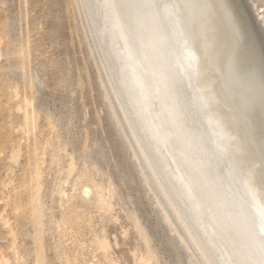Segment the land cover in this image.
I'll return each mask as SVG.
<instances>
[{"label":"rangeland","instance_id":"374dc122","mask_svg":"<svg viewBox=\"0 0 264 264\" xmlns=\"http://www.w3.org/2000/svg\"><path fill=\"white\" fill-rule=\"evenodd\" d=\"M175 1L161 10L153 2L158 38L173 54L160 78L194 150L177 148L183 163L163 149L174 176L162 168L190 193L188 212L154 178L159 171L168 187L131 95L121 91L116 46L101 40L106 26L94 0H0V264H264L249 248L257 252L264 241L263 148L244 130L241 101L230 100L218 73L231 55L219 13L213 1L198 0L202 17L196 0H185L179 21L187 47L178 48ZM114 2L129 25V6ZM157 105L150 102V114Z\"/></svg>","mask_w":264,"mask_h":264},{"label":"water","instance_id":"95a60500","mask_svg":"<svg viewBox=\"0 0 264 264\" xmlns=\"http://www.w3.org/2000/svg\"><path fill=\"white\" fill-rule=\"evenodd\" d=\"M215 1L217 6L220 7L221 11L224 12L225 16L228 18V22L225 18L224 19L225 23H228L227 26H229L228 28L233 40V44H231L232 51L229 57L231 71L236 75V68L241 75L238 77L235 76L237 80L239 79L238 85H242L245 92L247 91L250 102L249 105L252 107L251 110L257 111L256 115L262 120L260 121L262 123L260 127H262L264 125V65L251 56L247 48L245 50L242 42L243 34L237 25V21L232 13L229 14V16L227 15L229 7L226 0ZM122 2L125 3V6H129L131 15L130 20L128 18L129 25L123 22L125 15L116 7L114 0H103V5L106 6L107 16L109 17L108 26L111 39L114 42L119 40L122 43L119 49H116V52L124 60L125 86L130 87V89L132 88L131 90L136 94L135 96H139L140 98L134 101L138 113H142L144 117L150 116L149 121H147V119L143 121L145 133L155 139L160 149L169 148L170 152L179 156V161L187 163L183 161L181 157L182 154H179L177 148L182 149V147L186 148L189 146L191 150H194V142L190 138H186L182 130L179 129L181 128L182 114H180V116L178 112L173 111L171 105L168 104L169 100L166 99L168 92H166V88L163 86L166 84V78H160V76L163 75V77H166L165 72L167 70L168 60L160 48L162 44L164 45V41L158 38V25L156 14L152 7L153 4L150 0H122ZM257 10L259 12L262 11V9L259 8ZM258 11H256V13ZM243 13L248 21L250 19L252 20V22H247L248 25H251L253 23L251 13L248 12V14L245 11H243ZM248 32L253 35L249 33L254 39L253 47L256 48L257 45L260 46L261 49H259L264 57V39L260 31L254 26L250 28ZM130 34L132 40H129ZM176 57L178 58L179 55L175 56V58ZM242 82H244L245 85H243ZM160 99H162L161 104ZM154 100L158 104V109L155 113L153 112L150 114L149 105L150 102ZM262 145H264L263 141ZM196 147L199 148L198 151H200L201 144L198 143ZM260 148H263V146H260ZM215 158L216 161L219 159L218 156ZM191 166H193V164ZM197 172L199 176H202L199 174V171ZM180 181L177 180L178 183H182V181ZM207 193L209 196L211 195L214 200H216V197L218 198V193L215 190L213 191V189L208 188ZM187 195L189 196L190 193L186 194V192L183 191L182 196L185 199L189 198ZM249 248L252 250L251 245H249ZM258 249V255H264L262 249L260 247H258ZM252 263L255 264L254 262Z\"/></svg>","mask_w":264,"mask_h":264},{"label":"bare ground","instance_id":"6f19581e","mask_svg":"<svg viewBox=\"0 0 264 264\" xmlns=\"http://www.w3.org/2000/svg\"><path fill=\"white\" fill-rule=\"evenodd\" d=\"M171 1V0H170ZM169 0H155V2H154V0H153V2H154V5L156 6L157 5V3H158V5H159V9L161 10V9H163V7H164V5L166 4V3H168V2H170ZM177 1V2H176ZM175 2H176V4H175V6L173 5V6H169L170 8H169V11H170V13H171V15L173 16L172 18H173V20L175 19V20H177L178 22H179V24L180 25H178L179 27H180V29L178 28V26L176 27V30H178L177 31V33H176V35H177V38H176V40H175V42H174V45H175V47H182V42H183V40L185 41L186 40V38H185V33L183 32V27L181 26V23H180V21H179V18H180V16L182 15V16H184V18H185V15H186V13H185V7H186V3H185V0H176ZM190 1V0H189ZM194 1V0H193ZM197 1L198 0H196V1H194V2H192V4H194L195 6L196 5H198V9H199V13H200V16L202 15L201 14V10H200V3H197ZM210 3H211V1H213L214 2V4H215V8H216V12L217 13H219V15H218V17H219V20H220V24H222L223 25V32L221 33V36L223 37L222 39L224 40V43H226L227 44V46H228V48H229V50H231L232 51V45L231 44H233V40H232V36H231V34H230V30H229V26H227V24L225 23V19L227 20V22H228V18L225 16V14H224V12H222L221 11V9H220V7L219 6H217V4H216V1L215 0H208ZM94 2H95V4H94V6H96V8H97V10H96V12H97V17H98V15H99V18H100V23H101V21L104 23V26H106V28L104 29L105 31V34H104V32L102 31V32H99L100 33V35H101V40L103 39V41L108 45L107 46V48H111V46L112 47H114V46H116V49H119V47L121 46V42L118 40L117 42H114L112 39H111V36H110V34H109V26H107V25H109V17L106 15V13H107V8H106V6L105 5H103V0H94ZM116 2V1H115ZM153 2H152V4H153ZM187 3H188V1H186ZM200 2V1H199ZM205 2V1H204ZM226 2H227V5H228V7H229V9H228V7H227V12H228V16H229V14H231L232 13V15L234 16V18H235V20L237 21V25H238V27H239V29L241 30V32H242V34H243V44H244V48H245V50H246V48L248 49V51H249V54L251 55V56H253L255 59H257L262 65H264V57H263V54H262V52L260 51V46H256V44H255V46H256V48H257V50H256V48L255 47H253V41H254V39H253V35H252V33H250V32H248V30H250V28H252V27H254V26H256V28L260 31V33H261V35H262V38L264 39V0H226ZM191 3V2H190ZM207 3V2H206ZM208 4V3H207ZM168 5H170V3L168 4ZM205 5V4H204ZM226 5V4H225ZM166 6V5H165ZM191 6L192 5H190L189 4V13H188V21H190V22H192V17H193V12H192V10H194V8H193V6H192V8L193 9H191ZM153 7V6H152ZM158 7V6H157ZM156 7V8H157ZM95 7H94V9H96ZM106 8V9H105ZM206 8H207V6H206ZM262 9V11H258L257 9ZM153 9H155V7H153ZM187 9V8H186ZM202 9V8H201ZM209 9H210V7H209ZM208 9V10H209ZM203 10V9H202ZM187 11V10H186ZM187 11V12H188ZM198 11V10H197ZM211 11V10H210ZM231 11V12H230ZM243 11H245V12H249V13H251V16H252V19H253V23L250 25V27H249V25H248V23L247 22H252V20L250 19L249 21L246 19V17H245V15H244V13H243ZM256 11H258L257 13H256ZM192 12V13H191ZM164 13V12H163ZM203 13V12H202ZM248 13V14H249ZM209 14V13H208ZM210 14H211V12H210ZM209 14V16H211ZM221 14H222V16H221ZM205 16H207V14H205ZM163 17H165V14H163ZM166 17H168V16H166ZM202 17H204L203 15H202ZM231 17V16H230ZM229 17V18H230ZM198 18H200V17H198ZM208 18V17H207ZM212 18V17H211ZM211 18H208V19H211ZM225 18V19H224ZM160 17H159V23H160ZM186 19V18H185ZM156 20H157V18H156ZM212 20V19H211ZM210 20V21H211ZM202 21V20H201ZM158 22V21H157ZM205 22V21H204ZM212 22H210V24H211ZM213 24V23H212ZM191 25H193V24H191ZM173 26V25H172ZM195 26V25H194ZM197 26V25H196ZM213 26V25H212ZM252 26V27H251ZM178 28V29H177ZM190 28H193L192 26L190 27ZM198 28V27H197ZM107 29V30H106ZM181 29H182V31H181ZM194 29H195V27H194ZM194 29H192V30H194ZM199 29H201V28H199ZM191 30V31H192ZM201 31V30H200ZM231 33H232V31H231ZM252 35H250V34ZM162 33H160L159 32V35H160V37L162 36L161 35ZM196 34V33H195ZM199 34V33H198ZM198 34H196V35H198ZM103 36H104V38H103ZM200 36L202 37V39H203V37H205L206 35H204V34H202L201 35V33H200ZM209 36V35H208ZM249 36V37H248ZM100 37V36H99ZM213 37V36H212ZM251 37V38H250ZM206 38V37H205ZM214 38V37H213ZM108 39V40H107ZM183 39V40H182ZM200 39V38H199ZM210 39V38H209ZM211 40V39H210ZM112 41V42H111ZM164 41V45L162 44V47H161V49H162V52H163V54H165L166 55V58H167V60H168V65H167V68H169V69H171V66H172V68H173V64H172V61L171 60H173L172 59V55L173 54H171V53H167L166 52V50H165V48L168 46V41L166 42L165 40H163ZM182 41V42H181ZM203 41V40H202ZM208 42V41H207ZM212 42V41H211ZM113 43H114V45H113ZM184 43V42H183ZM206 43V42H205ZM204 43V44H205ZM212 43H214V42H212ZM206 44H208V43H206ZM184 45H186V47H187V44L186 43H184ZM211 45V44H210ZM216 45V44H215ZM218 45V44H217ZM226 46V45H225ZM185 47V46H184ZM239 47H240V44H239ZM228 48H226V51L228 50ZM260 48V49H259ZM231 51H230V54H231ZM258 51H259V53H258ZM111 52H112V55L111 56H113V59H114V61L117 63V65H118V71H119V73L120 72H122L123 73V75H124V78H125V72H124V62H123V58L121 57V56H119V55H117L116 53L117 52H114L113 51V48H112V50H111ZM214 55V54H213ZM212 55V56H213ZM229 55V54H228ZM176 56H178V54L176 55ZM218 56H219V54H218ZM229 57H230V55H229ZM111 58V57H110ZM112 59V58H111ZM178 59V58H177ZM179 59H180V55H179ZM211 59V58H210ZM181 60V59H180ZM213 60V59H212ZM211 60V61H212ZM217 62V61H216ZM212 65H214L213 63H212ZM216 65H218V64H216ZM215 67H217V66H215ZM226 67V70L223 68V67H221V69L219 70V72L218 73H220L221 75H219L220 76V79H221V81H223L222 82V84H223V86H225L224 87V89H225V92L227 93V95L228 96H230L232 99H230L231 101L233 100V102L235 103V104H237V106H240L239 105V103L237 102V101H241V106H243V112H241V113H237V117H238V119L240 120V122L242 123V125H243V128H244V130H246V133L247 132H251V133H253L254 134V137L259 141V144H258V146H263V155H264V145H262V141H263V144H264V125L262 126V127H260V124H262L260 121H262L261 119H259L258 117H257V115H256V113H257V111H254V110H251V108L252 107H250V102H249V98H248V93H247V91L245 92V89L243 88V86L242 85H238V80H237V78L236 77H238V76H241L240 74H239V72L237 71V69L235 68V74L236 75H234V73L231 71V67L229 66V64H228V66H225ZM122 69V70H121ZM121 70V71H120ZM173 72V70L171 71V73ZM224 72L227 74V78H226V76H225V74H224ZM233 73V74H232ZM216 74V73H215ZM122 76V75H121ZM236 76V77H235ZM191 76H189V78H190ZM193 77V76H192ZM122 78H123V76H122ZM122 79V85H123V88H122V86H120V88L122 89H120L123 93H125L124 92V90H126V91H128V93H130V95H131V98H132V102H133V104L131 103H129V108H130V110L134 113V109L136 110V112L138 113V111H137V108L135 107V99H137L138 100V97L137 96H135L134 95V92L130 89V87H127V86H125V83H124V80H126V79ZM188 78V79H189ZM219 79V80H220ZM120 83H121V81L119 82V85H120ZM221 84V85H222ZM242 84L243 85H245L244 84V82H242ZM222 87V86H221ZM121 92V93H122ZM124 96V95H123ZM127 96V95H126ZM135 97H137V98H135ZM140 99V98H139ZM229 100V99H228ZM229 104H230V102H229ZM239 108V107H238ZM249 108H250V110H249ZM236 111V110H235ZM137 115H139L138 117H136L135 118V120H136V125L138 126V127H140L141 129V131H140V133H141V136L143 137V140H144V143L146 144H149V146L150 147H148V150L151 152L150 154H151V156H153V157H155V160H157L156 162H157V165H158V167L160 166V168H161V171H162V176H163V179H164V181H165V183L167 184V188H166V186H165V184H164V182H163V180H162V178H161V176H160V174H159V171H155L154 172V174H155V176H154V178H155V180L157 181V183H158V185H159V187L162 189V191L164 192V194H165V196H166V198L171 202V203H173V204H175L176 206H178L179 208L181 207V209L184 211V212H188L187 210H189V208H187V206L185 205V203L187 204L188 202V199L186 198V201L184 200V197L182 196V194H183V191H181V187H183V186H181V187H179V185H177V183H175L176 182V180H175V178H173V177H171L170 175H166L167 173L166 172H164L163 171V168H162V164L165 166V169L168 171V173H172L173 174V170H174V168H173V170L172 169H170L169 168V164H168V160H166L164 157H168V156H166L167 154L165 153L166 151H163V149H160V147L157 145V142L155 141V139L153 138V137H151V136H149L148 134H146L145 133V130H144V124H143V121H144V119H146V117L144 118V116L142 115V113L141 114H137ZM147 121H149V120H147ZM246 126V127H245ZM140 139V138H139ZM254 140V139H253ZM258 149V148H257ZM140 150H141V153L143 154V156L145 157V160H146V162H147V164H149V167L152 165V160H151V157H149V155H148V153H147V151H146V149H145V147L143 146V143H142V141H141V139H140ZM164 153H165V156H164ZM164 156V157H163ZM167 159H169V157L167 158ZM169 161H171L170 159H169ZM172 167H174L173 165H171ZM157 168V167H156ZM169 169H170V172H169ZM157 170V169H156ZM176 170V169H175ZM176 173V172H175ZM173 176H174V174H173ZM175 181H174V180ZM177 179V178H176ZM180 181V180H179ZM175 190H174V189ZM168 189H170L171 191H173V197L177 200V202H179L180 203V205H179V203H177L175 200H174V198L172 197V195L170 194V192L168 191ZM183 189H184V187H183ZM175 192H176V194H175ZM88 195V194H87ZM188 196V195H187ZM193 203V202H192ZM194 206V205H193ZM192 206V209L194 210V208H196V206H194L193 207ZM180 209V210H181ZM195 210H197V209H195ZM190 220H191V223H192V225H193V227H195L196 225H197V223L196 222H194V220H193V218L192 217H190ZM197 227V226H196ZM261 227V226H260ZM198 228V227H197ZM253 229H254V231H255V233L256 234H260L261 236H262V230H261V228L259 229L258 228V226L255 228V226L253 227ZM199 233H201L200 231H199ZM253 238H254V241H255V236H252ZM253 241V242H254ZM258 247H260L261 249H262V251L264 250V241L262 240V244H259V243H257L256 244ZM251 246H252V244H251ZM256 246V247H257ZM252 252H253V255H254V257L255 258H257V257H260L259 255H258V251L257 252H255L254 250H253V246H252ZM252 262H254L255 264H261L260 262H256L255 260H251V264H253Z\"/></svg>","mask_w":264,"mask_h":264}]
</instances>
